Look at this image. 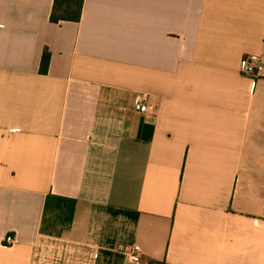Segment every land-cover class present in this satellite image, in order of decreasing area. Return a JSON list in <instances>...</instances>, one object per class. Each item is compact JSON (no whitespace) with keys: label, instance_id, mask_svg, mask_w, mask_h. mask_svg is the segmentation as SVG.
<instances>
[{"label":"crops","instance_id":"crops-1","mask_svg":"<svg viewBox=\"0 0 264 264\" xmlns=\"http://www.w3.org/2000/svg\"><path fill=\"white\" fill-rule=\"evenodd\" d=\"M54 4L0 0V264H264V0Z\"/></svg>","mask_w":264,"mask_h":264},{"label":"trees","instance_id":"trees-1","mask_svg":"<svg viewBox=\"0 0 264 264\" xmlns=\"http://www.w3.org/2000/svg\"><path fill=\"white\" fill-rule=\"evenodd\" d=\"M84 7V0H55L51 22H79L81 20ZM51 62V54L46 50L43 54L40 72L47 74Z\"/></svg>","mask_w":264,"mask_h":264},{"label":"built area","instance_id":"built-area-1","mask_svg":"<svg viewBox=\"0 0 264 264\" xmlns=\"http://www.w3.org/2000/svg\"><path fill=\"white\" fill-rule=\"evenodd\" d=\"M241 74L245 77H249L255 79L259 77L260 74L264 71V57H247L244 58L242 65H241ZM136 110L147 114L149 113V106L144 104L143 102H139L136 105ZM16 243V239L12 235H7L5 238V245L6 246H13ZM128 255L130 259L136 263H141V248L138 245H135L128 251Z\"/></svg>","mask_w":264,"mask_h":264}]
</instances>
